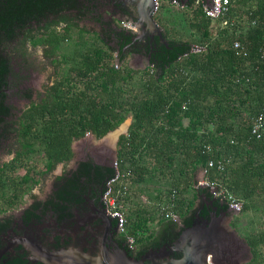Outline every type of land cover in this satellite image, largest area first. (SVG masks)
<instances>
[{
  "label": "trees",
  "instance_id": "obj_1",
  "mask_svg": "<svg viewBox=\"0 0 264 264\" xmlns=\"http://www.w3.org/2000/svg\"><path fill=\"white\" fill-rule=\"evenodd\" d=\"M229 2L225 16L214 23L193 5V0L187 3L184 12L188 14V27L198 34L192 42L169 38L168 31L161 27L164 19L158 16L156 22L167 45L158 42L148 67L142 70L125 63L124 42L116 49L98 35L88 40L83 38L88 32L67 17L51 16L37 45L53 66L54 78L39 101L22 113L17 128L12 129L17 148L14 158L0 166V203H17L26 192L21 186L27 188L30 181L37 185L41 175L68 162L74 141L87 133L100 139L130 118L126 135H121L116 144V157L130 173L128 199L135 194L131 184L146 181L147 158L162 179H170L168 188L154 191L155 198H161L163 192L167 198L175 190L178 214L189 226L203 201H212L217 212L227 209L201 190L192 193V203L181 212L183 190H190L196 171L210 159H229L219 176L221 183L242 201L241 213L255 207L256 201L264 198V129L259 138L251 134L255 118L261 114L264 120V0ZM223 19L228 26L221 27ZM20 20L0 10L2 125L11 110L5 104L8 77L13 76L8 46L16 37L13 29ZM60 24L65 26L59 33ZM73 29H77V40L72 42ZM118 35L116 39L124 37L123 32ZM234 41L240 43L242 51L232 48ZM193 43L205 45L206 51L189 53ZM205 146L211 151L205 152ZM33 157L42 161L41 170H29L28 161ZM21 168L25 173L16 178L15 171ZM92 169L101 180L103 192L105 181L113 174L109 166L81 164L72 177L90 179ZM216 172L211 169V175L217 176ZM130 207L126 213V219L129 214L131 220L130 227L127 220V234L137 243L140 233H147L146 239H151L155 231L148 233L147 225L155 218L149 210L133 214ZM206 213L208 209L202 207L199 216ZM157 218L158 227L177 228L159 214ZM246 242L251 253L248 264H264L258 252L264 245V229L249 235Z\"/></svg>",
  "mask_w": 264,
  "mask_h": 264
},
{
  "label": "flooded vegetation",
  "instance_id": "obj_2",
  "mask_svg": "<svg viewBox=\"0 0 264 264\" xmlns=\"http://www.w3.org/2000/svg\"><path fill=\"white\" fill-rule=\"evenodd\" d=\"M162 1L163 4L166 2L171 5L172 2H176L187 6L192 0ZM139 2L140 0H0V10L7 15L21 18L14 25L13 32L16 33V37L12 45L18 43L27 50L28 44L34 45L33 34L44 33L48 29L51 16H65L71 23L78 24L82 20L86 32L96 31L93 33L109 42L111 47L117 49L118 44L124 42L122 52L126 59L136 65L139 60L141 63L149 60L157 43L162 44L156 36L153 39L143 36L134 39L133 35L126 33L129 31L119 27V22L123 20L136 23L139 17ZM58 9L61 10L57 12ZM145 10L150 12L157 24V16L153 15V10L148 6ZM39 18L41 20L37 21ZM60 25L61 28L65 26ZM122 32L124 37L116 39L115 35ZM140 33L138 29L136 34L141 35ZM10 64L12 68L11 57ZM14 77L17 83H10L12 76H9L7 89L5 88V104L11 109L10 116L3 125L0 124V152L4 149L0 156L7 154L11 157L0 166L14 158L17 138L12 129L17 128L22 113L35 103L30 76ZM47 88L44 87L43 92ZM7 93H11L12 99L21 102L20 105L15 102L9 104ZM13 105H16L18 110L16 117L12 115ZM78 153L77 158L73 153L72 158L63 164L59 172L53 173L42 190L38 188L40 191L34 193L33 188L39 186L40 180L35 186L30 181L27 188L20 187L26 191L20 201L15 204L0 203V264H48L49 259L60 262L67 252L75 264H92L93 261V264H97L98 260L104 263L117 260L115 264H119L122 259L150 264L152 260H159L157 257V254H160L159 249L171 245L176 239L177 235L174 233L178 234V230L187 227L182 222L174 230L159 227L151 239L137 243L135 249L130 250L124 236L118 232L115 222L105 211L101 199L103 193L101 180L94 176V170L92 169L90 179L83 176L80 180H75L72 177L73 172H76L81 164L93 168L108 167L106 162L111 154H100L91 147ZM66 164L70 165L69 169L65 167ZM44 175L46 174L42 175L43 179ZM202 207L197 212H200ZM222 211H227L225 221L230 217V212L227 209L219 212ZM204 215L202 217H208L207 213ZM180 257L181 254L177 252L168 255V259ZM240 258L241 262L245 261L247 252L243 251Z\"/></svg>",
  "mask_w": 264,
  "mask_h": 264
},
{
  "label": "rangeland",
  "instance_id": "obj_3",
  "mask_svg": "<svg viewBox=\"0 0 264 264\" xmlns=\"http://www.w3.org/2000/svg\"><path fill=\"white\" fill-rule=\"evenodd\" d=\"M185 9H178L175 8L171 5H169L168 3H164L163 7L161 9V12L159 14V17L163 18L164 21L161 22V27L164 28L165 30L168 31L169 34V38L171 39H179L181 41H190L192 42V39H196L198 38V34L195 33L194 31L192 32L190 30V28L188 27V14L187 12H184ZM214 23V22H213ZM78 26H81V28H83L84 23L81 20L80 22H78L77 24ZM120 25V24H118ZM243 25V23L241 24ZM244 26V25H243ZM216 25L213 27V30H216ZM57 30L58 32H62L61 29V25L57 26ZM73 37L71 39V41H76L77 38V29H73ZM96 31H92V33H85L83 35V38H87L88 40L90 39H95V37L98 35L96 33H93ZM41 34V33H39ZM38 33H34L32 38L33 39V43H35L36 45H27V50L24 48L23 45H19L14 44V45H9L8 46V54L10 55V57L12 58V70H13V76L11 78V82L17 83V79L14 76H18L20 77V75H25V77H29L31 79V84H32V90H33V102H38L40 97L42 96V94L44 93V87H48L49 84H51V82L53 81L54 78V69L53 66H51L50 61L47 59V57L45 56V52L44 49L37 45V41H39L38 37H40ZM57 58V52H55V56ZM135 62V61H133ZM125 63L128 66L133 67V69L135 70H142L145 66V63H140V60L137 62L136 65L132 64V62H130V60L127 58L125 59ZM142 64V66H141ZM142 68V69H141ZM14 77V78H13ZM11 87H9L10 89ZM12 92V91H10ZM7 102L9 104H11L12 102H15L17 105H20L21 102L14 100L11 98V93H7ZM19 103V104H18ZM16 105H13V109H12V115L16 117L18 110L15 107ZM124 131H122V127L120 129V131L118 132L117 136H121L123 135ZM11 133V130H9V135ZM8 135V136H9ZM116 136V137H117ZM14 136L12 135V138ZM115 137V138H116ZM118 137V138H119ZM91 139H96L92 136H85L84 138L80 139V140H76L73 142L72 144V150L73 153L77 150V148L80 146V144L83 142V140H91ZM118 141V139H117ZM115 139L111 144V156H112V160L114 159V157L116 156V145H114ZM4 149L1 151L3 152ZM0 152V153H1ZM11 156L8 157L7 154H2V156H0V164L4 163L5 161H7ZM38 157V156H37ZM37 157H33L28 161V166H29V170H34V171H39L41 170L42 167V161L40 160V158ZM153 162L147 158L144 159V164L149 167V171H147V178L146 181L143 183V181L141 183H139V185H135V184H131V192L133 194V192H135V194H133V199L130 200V208H131V213L135 214V211H141V210H149V213H151L152 217L155 218L153 222L148 223L147 228H148V233L149 232H154L156 231V229L158 228V218H157V208L159 205V202H164L166 200V198L164 197V194L166 192L162 193L161 198H155L156 193L154 192L156 189L159 190H163L164 188H168L170 186V179L168 178H164L162 179L159 174V170H157L153 164ZM177 165V164H175ZM63 167V164H57L54 169L50 172L47 173L46 175L43 176L41 175L39 180H40V184L39 186H36L35 188H33V192L36 193L37 191H40L43 189L44 185H46L48 183L49 178L53 175V173H57L59 172V170ZM174 167V166H173ZM198 172V170L196 171V173ZM25 173V170L23 168L21 169H17L15 171L14 176L16 178H19L20 176H22ZM198 174V173H197ZM40 190H37V189ZM180 189V188H179ZM184 193L182 194V199H183V204H182V211L184 212L185 208L187 207L186 205L189 203H192V188L190 187V190L188 188H184ZM258 202L255 207L251 208L249 211L245 212V213H241L240 215H238V217L236 216V218L231 219L230 217H228L229 219H227L225 221V225L226 227L229 225L230 228L234 230L241 238L245 239L251 235V234H255L257 232H259L260 230L264 229V198L256 201ZM193 203H196V201L194 200ZM130 216L128 214V224L129 227L131 225V220ZM139 237L140 242L144 243L147 241L146 236L147 233L144 234H138L137 235ZM139 243V242H138ZM261 256H263V263H264V245L259 247V251H258ZM251 260V253L250 251L247 250V258L245 259V261L243 260L241 262V264H248L249 261Z\"/></svg>",
  "mask_w": 264,
  "mask_h": 264
},
{
  "label": "water",
  "instance_id": "obj_4",
  "mask_svg": "<svg viewBox=\"0 0 264 264\" xmlns=\"http://www.w3.org/2000/svg\"><path fill=\"white\" fill-rule=\"evenodd\" d=\"M205 1L211 8L210 0ZM153 5V0H140L138 3L139 17L137 18L135 24L137 28L140 29L141 35L130 32L126 33L133 35L134 39L140 38V36L153 39V37L156 36L163 45H167L164 39L163 31L152 19L150 12L145 10L146 6H148L150 10H153ZM148 64L149 60L147 59L145 66H148ZM129 67L133 69V67ZM123 124L126 123L123 122L115 130L107 133L100 139L83 140V142L74 152L75 158L78 157V152L80 150H84L87 147L95 148L100 154H111V144ZM127 130L128 125L126 124L123 133H126ZM88 136L91 135L89 134ZM118 137L119 136H117L116 140ZM106 165H110V168L112 169V156L108 158ZM65 167L69 169L70 165L66 164ZM110 178L111 177L105 181L103 193L109 183ZM220 205L222 206V204ZM202 206L209 210L208 217H200L199 212H196L193 216L191 224L187 227H183L181 231L178 230L176 239L172 242V244L159 249L160 254H157L159 260H152L150 264H241V253L243 251L247 252V250L250 251V249L245 239L241 238L234 230L229 229V225L226 227L225 221L229 218L224 221V216L226 215L227 211L217 212V208L212 206V201H203ZM112 220L114 221V219ZM173 252L180 253L181 257L179 259H168V255ZM70 258L71 257L67 252L62 256V260L60 262L49 259V262L47 263L75 264ZM116 261L117 260L111 263H104V261L98 260L97 264H115ZM91 263L93 264L94 261ZM119 264L144 263L131 262L129 260L122 259L121 263Z\"/></svg>",
  "mask_w": 264,
  "mask_h": 264
},
{
  "label": "built area",
  "instance_id": "obj_5",
  "mask_svg": "<svg viewBox=\"0 0 264 264\" xmlns=\"http://www.w3.org/2000/svg\"><path fill=\"white\" fill-rule=\"evenodd\" d=\"M153 15L159 16L160 9L163 5L162 0L153 1ZM211 8L205 0H194L193 5L202 9L204 15L211 21L215 22L221 17L225 16L230 2L229 0H210ZM176 8L184 9L186 6L180 5L176 2L172 4ZM157 19V18H156ZM119 27L127 30L131 33H136L138 30L135 23L132 21L123 20L119 22ZM253 24V23H252ZM221 27H226L229 22L226 19L221 20ZM232 48L238 51H242L238 41L232 43ZM206 51V46L203 44L193 43L190 45L189 53H201ZM187 53L183 55L186 57ZM117 62V61H116ZM148 67V66H147ZM152 72V69H150ZM264 129V120L261 114H259L251 128V134L256 138H259ZM89 134L87 133L86 136ZM126 135V134H125ZM205 152H210L209 146L204 147ZM229 163V159L214 161L212 159L206 162V165L200 168V177L195 180L192 189L193 191L205 190L211 196L213 200H218L222 205H225L227 210L230 212V218H236L242 212L243 203L234 194L229 191L224 184L221 183L219 178L221 173L225 171L226 164ZM215 168L217 176L211 175V169ZM113 174L109 180V183L102 195V203L105 211L111 219H114L118 232L124 236L127 246L130 250H134L137 244L136 239L127 234V219L126 213L130 207V199H128L129 188H130V173L122 167V161L115 157L112 160ZM215 176V177H214ZM158 214L164 219L175 223L179 226L182 222L181 217L178 214L177 204V192L172 190L169 197L164 202H159L157 208Z\"/></svg>",
  "mask_w": 264,
  "mask_h": 264
},
{
  "label": "crops",
  "instance_id": "obj_6",
  "mask_svg": "<svg viewBox=\"0 0 264 264\" xmlns=\"http://www.w3.org/2000/svg\"><path fill=\"white\" fill-rule=\"evenodd\" d=\"M144 68H146V67H144ZM130 122H131V119L130 118H127L126 119V121L124 122V123H126L127 125H128V127H129V125H130ZM127 133V132H126ZM126 133H124V134H126ZM117 138V137H116ZM116 138H115V142H114V145H116V142H117V140H116ZM199 171H200V169L198 170V174H196V176H195V178H194V180H193V182H192V185H191V188H192V186H193V184H194V182H195V180H197V179H199V177H200V173H199ZM200 190H198V191H191L192 193H198ZM197 201L198 200H196V203H197ZM159 228V227H158ZM157 230V229H156Z\"/></svg>",
  "mask_w": 264,
  "mask_h": 264
},
{
  "label": "bare ground",
  "instance_id": "obj_7",
  "mask_svg": "<svg viewBox=\"0 0 264 264\" xmlns=\"http://www.w3.org/2000/svg\"><path fill=\"white\" fill-rule=\"evenodd\" d=\"M125 127H126V124H123L122 131H124Z\"/></svg>",
  "mask_w": 264,
  "mask_h": 264
}]
</instances>
